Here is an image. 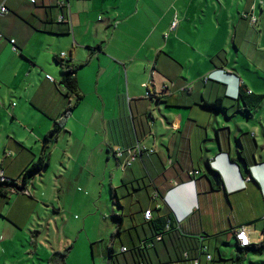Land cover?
Masks as SVG:
<instances>
[{"label": "crops", "instance_id": "obj_1", "mask_svg": "<svg viewBox=\"0 0 264 264\" xmlns=\"http://www.w3.org/2000/svg\"><path fill=\"white\" fill-rule=\"evenodd\" d=\"M256 3L0 0L8 9L0 15V171L22 186L24 171L48 151L47 166L21 193L0 196V220L24 226L40 201L49 207L79 185L90 190V177L98 176L103 197L109 173L116 233L100 251L106 264H133L132 250L154 236L143 217L149 209L152 221L170 216L176 236L205 249L181 258L166 235L147 246L152 264H236L238 255L240 264H264V253L233 242L240 226L250 246L264 230V99L252 110L237 98L240 86L264 95L252 49L264 38V0ZM252 7L255 26L243 17ZM65 65L75 71L70 90ZM216 99L220 108L205 107ZM54 123L61 129L46 141ZM137 143L154 153L116 174L115 150ZM242 162L256 167L249 174ZM78 168L75 182L65 178ZM85 172L92 175L82 182ZM5 243L0 235L6 253Z\"/></svg>", "mask_w": 264, "mask_h": 264}, {"label": "rangeland", "instance_id": "obj_2", "mask_svg": "<svg viewBox=\"0 0 264 264\" xmlns=\"http://www.w3.org/2000/svg\"><path fill=\"white\" fill-rule=\"evenodd\" d=\"M257 2L260 3V0ZM260 32L264 36V22ZM254 48L257 57L261 58L259 67L264 71V38L261 43H253ZM114 172L120 174L121 169L117 168ZM87 174L92 175L85 172L82 182L86 181ZM75 176L80 178L79 168L67 172L65 178L75 182ZM97 177H90V190L79 185L63 196L60 202H48L49 207L40 201L39 208L36 207L33 214L26 218L24 226L23 222L18 227L9 219L1 218L0 235L6 240V253L3 246L0 250V264H106L107 258L100 251L110 245L116 233V222L111 218L116 198L111 199L109 173L106 191L99 198L102 188L99 187ZM8 231L15 233L11 241L7 237ZM1 251L4 255H1ZM54 253L65 254L64 261L61 256H53Z\"/></svg>", "mask_w": 264, "mask_h": 264}, {"label": "trees", "instance_id": "obj_3", "mask_svg": "<svg viewBox=\"0 0 264 264\" xmlns=\"http://www.w3.org/2000/svg\"><path fill=\"white\" fill-rule=\"evenodd\" d=\"M61 80H62L63 85H65L67 89L70 90L74 88V85L76 84L75 71L72 70L69 67V65H65V68H63ZM237 98L239 101L244 103V105L247 108H251L253 110L264 99V95H255V96L247 95L246 90H243V87L240 86ZM204 105L205 107L210 108V109H218L220 108V99H216L212 104H204ZM60 129H61L60 124L54 123L53 128L45 136L46 141L48 138L54 137L56 133L58 132V130ZM47 164H48V151L46 150L44 151V154L39 157L37 162L32 163L24 171L23 177H22V186H19L18 184H16L14 180H10L8 178H6L7 179L6 181H0V196L6 197L7 194L12 193L15 190L18 191V193H21L24 190V187L26 186L28 180L31 177H33L36 173L41 171L45 166H47ZM212 173H215V172H212ZM215 175L217 178V185L213 182V180L210 179V183L212 187H215V186L218 187L221 183L220 176L217 173H215ZM246 177L248 176H245V178ZM156 209H159V208L156 207ZM147 223L151 229V233L154 236H152L153 237L152 239L144 240L143 242H141L140 246L132 250L131 256L134 255L132 257L133 264H152V261L148 258L147 253L145 252L149 249V247L147 246H149V243H152V241L155 239L157 241H162L164 239V236L166 235L168 236L169 240H171L173 246L177 245L178 247H181V251H180L181 258L188 259L190 257V253L192 252H195V253L197 252V254L198 253L201 254L205 251V249H203L201 245L194 244L192 240L183 239L181 237L176 236V234H174L175 229L172 226V218L170 216H167L164 219L159 218L156 221H152V219L150 218V220H148ZM157 238H160V239H157ZM249 248H251L252 251L256 254L264 253V230H263L262 241L259 242V244L257 245L249 246ZM205 255L207 257L209 254H205ZM53 256H61L62 261H64L63 259L65 258V254L54 253ZM193 260L198 261V258L194 257ZM210 260H211V256H210ZM241 261H243V256L238 255L234 262H236V264H240ZM111 264H117V261L114 260L111 262Z\"/></svg>", "mask_w": 264, "mask_h": 264}, {"label": "built area", "instance_id": "obj_4", "mask_svg": "<svg viewBox=\"0 0 264 264\" xmlns=\"http://www.w3.org/2000/svg\"><path fill=\"white\" fill-rule=\"evenodd\" d=\"M7 12H8V9L5 6L3 5L0 6V15H4ZM243 17L248 19L251 25L253 26L257 25L258 18L253 13V7H252V11L249 14H243ZM61 20L62 18L59 17V21ZM0 37H2V34H0ZM9 42L11 44L12 50L15 51L14 40H10ZM62 56H64V54H62ZM46 78L52 81V78L50 76H46ZM165 89H166L165 85L161 86L160 88L162 92L165 91ZM145 97L147 99L153 98V96L149 92L146 93ZM143 152L154 153V150L151 148L148 149L145 146H142L139 143H137L134 148L116 149L114 152V155L117 160H121V162L119 163V168L121 170H125L127 167H130L132 163H134L137 160L138 156H140V154H142ZM191 175H198V171L192 172ZM6 180H7L6 177L3 176V171H0V181H6ZM143 217L146 221L150 220L151 210L149 209L143 212ZM233 232H234L235 242L239 248L244 249L250 246L251 244L250 231L247 226H240L239 228L235 229ZM157 239H160V238H157ZM121 250L122 252L126 251L125 248H122ZM206 258L210 260L209 255ZM195 262L197 263L198 261L195 260Z\"/></svg>", "mask_w": 264, "mask_h": 264}, {"label": "water", "instance_id": "obj_5", "mask_svg": "<svg viewBox=\"0 0 264 264\" xmlns=\"http://www.w3.org/2000/svg\"><path fill=\"white\" fill-rule=\"evenodd\" d=\"M151 100V99H150ZM215 159V158H214ZM214 161V160H213ZM242 164H243V167H244V171H247L249 174L251 173V170H253L256 166H253V167H250V168H248V166H247V164L245 163V162H242ZM251 176V175H250ZM250 176H248V178H250L251 179V177ZM262 179H264V176H263V178Z\"/></svg>", "mask_w": 264, "mask_h": 264}]
</instances>
